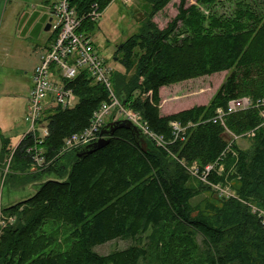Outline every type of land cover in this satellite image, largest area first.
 <instances>
[{
  "label": "trees",
  "instance_id": "16d2710c",
  "mask_svg": "<svg viewBox=\"0 0 264 264\" xmlns=\"http://www.w3.org/2000/svg\"><path fill=\"white\" fill-rule=\"evenodd\" d=\"M144 1L154 14L171 0ZM188 1L180 0L177 15L165 29L148 22L120 44L114 59L124 73L113 70L110 76L120 104L139 113L166 146L145 139L143 152L130 131L119 129L104 148L90 155L77 158L80 149L60 154L65 141L88 129L93 114L109 102L107 89L81 71L69 84L76 106L44 112L39 124H46L47 135L42 143L37 145L28 134L13 153L20 169L35 168L27 150L36 145L45 161L42 168H35L40 175L65 176L41 182L29 199L4 209L14 221L0 235V264H148L154 251L152 240L159 232L177 234L168 249L173 256L179 254L173 264H185L195 255L198 238L203 246L201 264H264V222L251 209L264 212V127L260 126L264 108L224 119L227 129L238 136L256 129L246 151L236 144L228 151L225 130L214 120L216 110L226 111L231 100L247 97L264 102V21L241 12L230 19L212 16L206 21L197 6L186 7ZM110 3L72 0L78 15L91 4L105 11ZM97 24L84 20L79 31L92 36ZM222 72L230 75L208 105L160 115L162 88ZM171 122L185 128L183 140L172 142ZM1 145L0 140V155ZM222 156L226 170L221 176H209L208 182L227 185L235 198L221 197L202 183L210 197L202 207L193 208L197 191L192 181L196 179L187 168L196 165L201 171ZM67 157L68 170L63 163ZM47 221L72 229L70 250H49L57 240L41 231ZM118 239L134 241V245L106 256L93 251ZM166 241L167 236L163 253ZM179 247V252L174 251Z\"/></svg>",
  "mask_w": 264,
  "mask_h": 264
},
{
  "label": "rangeland",
  "instance_id": "374dc122",
  "mask_svg": "<svg viewBox=\"0 0 264 264\" xmlns=\"http://www.w3.org/2000/svg\"><path fill=\"white\" fill-rule=\"evenodd\" d=\"M55 2L56 0H0V140L3 148V154L0 155V220L3 222L4 219H12L9 224L14 219L6 215L4 209L29 199L41 182L47 179H63L65 176L40 175V171L33 166L22 170L13 160L18 143L30 128L25 121L26 100L32 87L34 70L50 45L51 34L44 30L46 22L43 17L48 15ZM179 4L180 0H171L163 10L152 14L151 6L144 0H111L91 36L96 52L107 65L123 74L124 69L114 59L117 47L140 32L148 22L153 23L158 30L165 29L177 15ZM191 5L197 6L206 21L212 16L230 19L237 12L245 16L252 14L256 19L261 18L264 21V0H216L208 5H201L198 0H189L186 7ZM229 75L230 72H222L162 88L159 92L160 115L168 116L196 106L208 105ZM108 122L107 119L106 124ZM45 130L46 124H40L39 138L46 137ZM224 139L227 145L231 144L229 135L225 134ZM234 144L246 151L251 148L253 141L252 138L244 137ZM171 160L175 161L174 158ZM69 162L68 157L63 162L67 170ZM169 168L173 169L172 165ZM225 170L224 165L223 173ZM231 171L232 167L228 169L226 176ZM203 185L202 182L192 181V186L197 191L191 202L193 208L202 207L210 197V192ZM41 231L57 240L49 250L66 252L74 243L69 226L47 221ZM165 236L167 247L163 253L162 241ZM177 239V234L170 236L169 233L159 232L152 240L151 247L154 251L150 253L148 264H164V257L165 264H173L179 254L173 256L168 249L171 247L170 243ZM195 243L197 252L189 256L185 264H201L203 246L199 238ZM132 245L134 241L118 239L97 246L93 251L100 256H106ZM176 249L174 251L179 252L181 248Z\"/></svg>",
  "mask_w": 264,
  "mask_h": 264
},
{
  "label": "built area",
  "instance_id": "2783aa9c",
  "mask_svg": "<svg viewBox=\"0 0 264 264\" xmlns=\"http://www.w3.org/2000/svg\"><path fill=\"white\" fill-rule=\"evenodd\" d=\"M104 11L99 9L97 4H91L87 11L78 15L72 6V0H56L51 7L48 17L51 19L49 32L51 34L50 45L44 51L40 58V63L34 70L32 76V87L29 91L25 121L30 125L26 135H31L34 143L41 144L43 139L39 138L38 130L40 129L39 121L44 112L56 108L72 109L76 106L78 100L69 84L86 70L93 81L104 86L109 92V102L103 103L100 108L93 114L88 129L80 134H76L67 139L60 154H64L76 149L90 145L101 139V132L106 125V120L112 118V121L128 120L130 121L149 141L156 146L165 147L161 136L156 135L150 130L147 122L143 117L129 108L123 107L112 92L110 81L113 68L99 56L94 48L91 36L81 33L79 30L84 20L99 23ZM264 108L263 101L254 102L250 98L244 97L231 100L227 104L226 111L217 109L214 120L220 122L225 130V134L231 138V144L227 150L231 149L232 144L240 138L248 139L255 136V130L248 131L240 136L231 133L224 124L227 115L235 114L250 109ZM261 125L264 127V110L260 111ZM108 124V123H107ZM38 126V128H37ZM173 139L172 142L183 140L185 128L177 122H171ZM47 130H45V136ZM32 155V160L36 168L44 166V158L41 150L35 145L27 150ZM224 158L222 156L218 161L204 167L201 171L196 165L188 167V172L192 178L211 186V188L221 197L235 198V193L229 187L210 184L208 177L212 175L221 176L223 174ZM185 165H183L184 167ZM253 213H257L264 222V212L251 207ZM4 219V218H3ZM12 219L0 220V235L2 229L9 224Z\"/></svg>",
  "mask_w": 264,
  "mask_h": 264
},
{
  "label": "water",
  "instance_id": "95a60500",
  "mask_svg": "<svg viewBox=\"0 0 264 264\" xmlns=\"http://www.w3.org/2000/svg\"><path fill=\"white\" fill-rule=\"evenodd\" d=\"M50 22L51 19H49L46 27L45 32L49 31L50 28ZM119 129H125L132 133V136L134 138L135 143L137 146L143 151L146 152L147 150V143L145 138L143 137L142 133L128 120H118V121H112L108 124H106L101 132V139L98 141L87 145L80 149L76 153L77 158H82L87 155H90L94 153L95 151H98L102 148H104L110 141V139L114 136L115 132Z\"/></svg>",
  "mask_w": 264,
  "mask_h": 264
},
{
  "label": "crops",
  "instance_id": "0c3cea01",
  "mask_svg": "<svg viewBox=\"0 0 264 264\" xmlns=\"http://www.w3.org/2000/svg\"><path fill=\"white\" fill-rule=\"evenodd\" d=\"M44 16L47 17V20H46V23H45V27H46V25H47V23H48V21H49V17H48V15H44ZM24 136H25V135H24ZM24 136H23V137H24ZM23 137H22V138H23ZM22 138H21V140H22ZM21 140H20V141H21ZM19 143H20V142H19ZM19 143H18V144H19Z\"/></svg>",
  "mask_w": 264,
  "mask_h": 264
}]
</instances>
